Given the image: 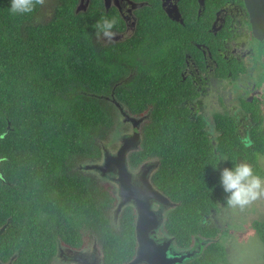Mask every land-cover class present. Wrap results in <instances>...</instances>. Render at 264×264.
<instances>
[{
  "label": "trees",
  "instance_id": "obj_1",
  "mask_svg": "<svg viewBox=\"0 0 264 264\" xmlns=\"http://www.w3.org/2000/svg\"><path fill=\"white\" fill-rule=\"evenodd\" d=\"M78 1L46 0L33 14L14 16L10 0H0V155L10 163L5 171L20 175L21 185L48 203L53 229L47 254L39 252L47 249L46 240H34L33 225L21 223L18 264H49L57 239L68 242L89 232L102 245L103 264H128L134 257V207L126 205L114 225V186L90 172L72 170L74 160L90 163L99 157L98 141L113 125V98L134 115L147 113L140 147L131 156L139 159L134 164L158 158L151 183L174 205L161 233L180 248L193 244L195 236L214 237L213 229L202 224L201 212L226 204L217 167L246 161L257 175L264 174L259 163L264 155L262 102L250 104L245 141L231 119L220 132L203 131L177 106V70L169 53L159 50H181V58L178 39L195 30L177 23L149 26L141 19L124 39L97 38L93 25L103 16L117 18L114 34L123 30L120 14L115 8L106 11L102 0H89L84 10L75 11ZM172 35L175 40L168 39ZM147 57L158 59L152 69L143 62ZM132 66L135 74L129 76ZM253 225L264 244V220ZM220 261H225L222 245L209 241L183 264Z\"/></svg>",
  "mask_w": 264,
  "mask_h": 264
},
{
  "label": "flooded vegetation",
  "instance_id": "obj_2",
  "mask_svg": "<svg viewBox=\"0 0 264 264\" xmlns=\"http://www.w3.org/2000/svg\"><path fill=\"white\" fill-rule=\"evenodd\" d=\"M81 2L83 4L86 2L87 5L89 1ZM102 2L106 11L115 8L123 20V30L112 36L115 40L130 36L141 19L148 25L177 23L194 29L196 34L185 33L178 39L180 41L177 42L178 45L183 47L181 58L179 56L181 50L177 52L172 47H159V50H166L165 56L169 53L171 67L175 66L177 70L175 80L178 79L181 86L176 104L181 105L187 119L196 121L199 127L209 134L224 130L226 119H231L236 126L235 133L243 141L247 139L244 132L248 133L246 128L250 126L247 122L250 104L256 100L261 101L263 105L264 30L257 29L261 28L260 22L264 19V0H107V6L104 0ZM175 37L172 35L168 39L175 40ZM258 50L261 63L257 67L255 57ZM174 58L179 60L172 61ZM146 61L150 62L152 69L153 61L158 59L143 58V62ZM134 69L132 66L129 76L135 72ZM150 69L147 68V72H150ZM140 79L138 78V81ZM132 85L134 86V83ZM109 102L115 112L113 125L107 136L98 141L99 157L90 163H101L106 152L116 155L124 138L139 133L137 147L126 152V167L133 181L138 180L144 169H147L150 180L158 166V158L151 157L134 164L133 161L139 159H133L131 156L132 152L140 147L142 136L140 129L147 118V113L134 115L125 103L116 98L110 99ZM116 102L120 105L117 106ZM126 116L139 119L140 122L134 125ZM218 119L221 121L220 124H217ZM6 157L0 155V264H18L22 247L21 223L33 225L31 230L36 233L34 240H46L47 249L39 252L48 254L52 250L51 210L47 206L48 203L37 200V194L31 193L25 185H21L20 175L5 171L10 165ZM86 163L74 160L72 170L90 172L100 182H110L114 186L118 202L115 173L101 175L98 171L85 169ZM225 167H227L225 164L217 167L216 171L221 173ZM173 206L153 201L152 208L158 214L161 223L151 235L156 240H170L169 250L172 255L190 254L181 263L176 264H183L201 253L203 245L209 241H217L223 247L225 261L217 264H242L244 257L240 250L242 234L249 230L245 229L244 232L237 234L240 228L230 219V216L235 214L229 211L232 207L220 202L215 203V207L210 206L207 212H201L202 224L213 229L211 236L214 237L201 239L195 236L193 244L187 248H180L171 236L161 233L165 215ZM113 209L111 222L115 225L118 218L114 217ZM253 223L251 227L258 234ZM229 234L237 235L232 238ZM64 241L60 239L55 241V251L49 259V264H103L102 245L96 233L89 232L82 234L80 238ZM260 259L264 261L262 256ZM253 263L255 264V261Z\"/></svg>",
  "mask_w": 264,
  "mask_h": 264
},
{
  "label": "water",
  "instance_id": "obj_3",
  "mask_svg": "<svg viewBox=\"0 0 264 264\" xmlns=\"http://www.w3.org/2000/svg\"><path fill=\"white\" fill-rule=\"evenodd\" d=\"M89 0H87L88 2ZM248 1V0H246ZM107 6V0H104ZM86 2L83 4L81 0L75 8V11L85 9ZM264 19H261V28L257 31L264 30ZM117 106L120 104L115 103ZM264 106V95H263ZM134 125H137L140 120L126 116ZM137 135L135 133L131 137L123 139V144L117 151L116 155L105 153L101 163H86L84 166L87 170H95L101 175L107 173H115V182L118 190V202L113 209L115 218L117 219L121 210L128 204L132 205L136 213L135 221V238L136 250L134 257L128 264H176L181 263L190 254L175 256L170 253V240H156L151 232L156 229L161 220L158 214L152 208L153 201L166 206H172L170 199L160 190L155 188L148 178V171L144 169L137 181H133L126 167V152L137 147ZM133 146V147H132Z\"/></svg>",
  "mask_w": 264,
  "mask_h": 264
},
{
  "label": "clouds",
  "instance_id": "obj_4",
  "mask_svg": "<svg viewBox=\"0 0 264 264\" xmlns=\"http://www.w3.org/2000/svg\"><path fill=\"white\" fill-rule=\"evenodd\" d=\"M46 5V0H10L9 12L14 16L33 14L37 7ZM116 17L103 16L93 27L97 38L111 39L113 28L117 24ZM220 184L227 193L226 203L233 208H244L254 200L264 196V177L257 175L253 167L246 161L225 167L220 173Z\"/></svg>",
  "mask_w": 264,
  "mask_h": 264
},
{
  "label": "rangeland",
  "instance_id": "obj_5",
  "mask_svg": "<svg viewBox=\"0 0 264 264\" xmlns=\"http://www.w3.org/2000/svg\"><path fill=\"white\" fill-rule=\"evenodd\" d=\"M255 60L258 67L261 63L259 50L257 52ZM259 163L264 170V155L259 156ZM261 177H264V174ZM229 211L235 213L230 216V219L233 220V224L236 227L240 228L238 229L239 232L237 234H240V232H244L245 229L249 230L248 232L245 231L242 234L243 241L240 245L241 254L244 255V257L242 258V264H254V261L255 264H264V261L260 259L261 256L264 258V244L259 238L258 234H256V232L251 227L252 222H261L264 220V196H261L260 198L254 200L252 203L242 209L239 207H232L229 208ZM236 235L229 234V236L232 238L236 237Z\"/></svg>",
  "mask_w": 264,
  "mask_h": 264
}]
</instances>
